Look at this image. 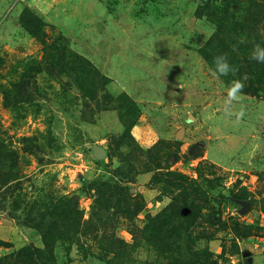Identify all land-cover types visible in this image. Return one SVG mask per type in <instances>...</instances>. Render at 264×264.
Returning <instances> with one entry per match:
<instances>
[{"label": "rangeland", "instance_id": "1", "mask_svg": "<svg viewBox=\"0 0 264 264\" xmlns=\"http://www.w3.org/2000/svg\"><path fill=\"white\" fill-rule=\"evenodd\" d=\"M52 43L59 51L45 58ZM256 43L264 46V0H0V239L13 243L0 255L44 247L36 222L52 193L75 196L89 218L99 193L122 190L142 207L138 219L119 217L125 226L115 232L127 243L131 228L166 216L123 264H264V63L249 58ZM64 47L87 63L66 61ZM223 53L235 77L213 74ZM31 59L41 73L22 77ZM244 76L242 95L229 103V82ZM238 200L249 203L244 214ZM102 212L106 219L115 210ZM85 244L58 241V263L107 264L94 242Z\"/></svg>", "mask_w": 264, "mask_h": 264}, {"label": "trees", "instance_id": "2", "mask_svg": "<svg viewBox=\"0 0 264 264\" xmlns=\"http://www.w3.org/2000/svg\"><path fill=\"white\" fill-rule=\"evenodd\" d=\"M209 2L210 0H197L200 7L208 6ZM33 34L40 39H43L41 31H34ZM58 51L59 47L54 46L53 43L45 46V58L50 57L52 59V55L57 54ZM66 52H68L67 47H64L62 51L59 52L62 57L68 58L66 61L70 62L71 60H74L79 63H87L83 57H80L75 53L67 54ZM48 59H46V61ZM51 61L53 62L54 59ZM37 65H39V63L37 64L34 59L27 60L24 63L26 73L22 77H33L35 74H40L41 70ZM3 134H6V132L0 127V135ZM4 146L5 144H2L1 142L0 148H6ZM19 184L20 182L15 185L16 189L23 188L22 186L19 187ZM108 192L110 193L109 197L104 193H99V198L95 200V205L89 218H83L78 203L75 201V196L70 197L68 195H60L54 199L52 193V195H49L48 197V205H46L47 213L45 214V217H42L40 221L36 222V228L41 232L44 247L41 248L30 244L12 250L0 255V264H59L55 253V246L58 241L69 244L70 247L72 245H80L83 247L84 245L86 246V241L90 240V242L96 244L103 257L109 258L107 264H123L124 258H134L135 252L143 244L141 243L142 238L151 239L152 236L150 233L154 232L153 228H157L158 224L162 223L166 216L159 217V222L157 224L155 222L158 217H155L152 218L153 223L150 222V226L148 225V222H146L142 228H131L130 233L133 235L134 242L129 244L124 239L118 237L115 232V229L119 226H125V223L122 222L119 217L130 221L138 219L142 207L139 204L136 205L131 202L133 201V197H131L130 192L123 193L122 190ZM116 195H118V197L122 195L123 201L117 202V204L113 203L112 196ZM111 206L114 208L115 212L113 213V216L110 215V217L105 219L102 210L109 211V207ZM47 215L51 218L52 224L48 225L46 223L45 220ZM111 219L113 220V224H109L108 222ZM60 227L66 228L69 232L67 233L66 230H61ZM140 233L144 234L141 235ZM153 245L156 250L162 249L160 242L154 241ZM12 246L13 243L11 241L0 239V248H10ZM146 263L149 264L147 261Z\"/></svg>", "mask_w": 264, "mask_h": 264}, {"label": "clouds", "instance_id": "3", "mask_svg": "<svg viewBox=\"0 0 264 264\" xmlns=\"http://www.w3.org/2000/svg\"><path fill=\"white\" fill-rule=\"evenodd\" d=\"M245 39L241 37L240 43H244ZM236 50V46H233V51ZM250 59L257 61L258 63H264V46L259 43L254 44L252 52L250 54ZM214 69L213 74L218 76H228L229 74L236 76L238 69L235 68L229 62L228 53H223L217 55L213 58ZM247 80V76L243 78H234L232 79L227 87V99L228 102L231 103L233 101H237L239 97L243 93V89L245 87V81ZM243 116V109L238 115V118Z\"/></svg>", "mask_w": 264, "mask_h": 264}, {"label": "water", "instance_id": "4", "mask_svg": "<svg viewBox=\"0 0 264 264\" xmlns=\"http://www.w3.org/2000/svg\"><path fill=\"white\" fill-rule=\"evenodd\" d=\"M94 154L98 158H104L106 155V150L103 147L97 145L94 147ZM238 202L242 205V208L240 209V214H244L249 208V203L247 201H242V200H238Z\"/></svg>", "mask_w": 264, "mask_h": 264}]
</instances>
